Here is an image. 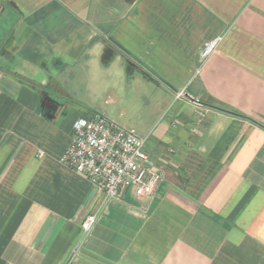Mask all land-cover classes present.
<instances>
[{"label":"crops","instance_id":"1","mask_svg":"<svg viewBox=\"0 0 264 264\" xmlns=\"http://www.w3.org/2000/svg\"><path fill=\"white\" fill-rule=\"evenodd\" d=\"M136 77L166 95L137 132L165 178L106 199L62 160L102 113L77 83ZM78 244L77 264H264V0H0V264Z\"/></svg>","mask_w":264,"mask_h":264},{"label":"built area","instance_id":"2","mask_svg":"<svg viewBox=\"0 0 264 264\" xmlns=\"http://www.w3.org/2000/svg\"><path fill=\"white\" fill-rule=\"evenodd\" d=\"M220 38L204 43L202 56L215 50ZM184 95L181 91L178 96ZM146 139L135 129L124 128L102 113L79 118L74 124L72 142L62 160L75 172L86 177L102 190L106 199L121 197L129 188L138 196H150L165 178L164 166L155 162L145 151ZM97 214L82 222L88 233ZM78 244L64 264H77Z\"/></svg>","mask_w":264,"mask_h":264},{"label":"rangeland","instance_id":"3","mask_svg":"<svg viewBox=\"0 0 264 264\" xmlns=\"http://www.w3.org/2000/svg\"><path fill=\"white\" fill-rule=\"evenodd\" d=\"M137 76V75H136ZM139 78V79H138ZM77 90L96 112H102L109 119L125 128H134L138 133L145 131L154 116L165 109V94L154 82L136 77L133 94L120 92L119 95L103 90L101 93H87L83 96V85L77 83ZM127 90V89H126Z\"/></svg>","mask_w":264,"mask_h":264}]
</instances>
